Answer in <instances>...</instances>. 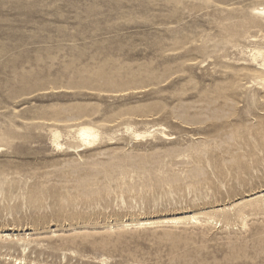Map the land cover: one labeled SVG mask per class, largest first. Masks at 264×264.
Here are the masks:
<instances>
[{
  "label": "rangeland",
  "instance_id": "obj_1",
  "mask_svg": "<svg viewBox=\"0 0 264 264\" xmlns=\"http://www.w3.org/2000/svg\"><path fill=\"white\" fill-rule=\"evenodd\" d=\"M260 8L0 0V264H264Z\"/></svg>",
  "mask_w": 264,
  "mask_h": 264
},
{
  "label": "bare ground",
  "instance_id": "obj_2",
  "mask_svg": "<svg viewBox=\"0 0 264 264\" xmlns=\"http://www.w3.org/2000/svg\"><path fill=\"white\" fill-rule=\"evenodd\" d=\"M259 12V14L264 17V8H260L259 10H257ZM261 51L260 52H257V55L260 56L261 54ZM263 53V52H262ZM264 54V53H263ZM254 56V55H253ZM254 57H257V56H254ZM258 58V57H257ZM260 58V57H259ZM264 59V58H263ZM264 62V61H263ZM262 66V65H261ZM56 132V131H54ZM77 138L85 145H91L93 143H95L96 141L99 140V132L92 126L88 125V124H83L81 125L77 130ZM137 136H140V134H138ZM55 137H56V145L58 147H61L62 145L59 143L58 139L61 137V134H59V132L57 131L56 134H55ZM168 137V136H167ZM61 139V138H60ZM54 142V141H53ZM194 221V220H193ZM197 222V220H196ZM147 223L146 222H139L137 224H134V225H139V226H143V225H146ZM129 225V224H128Z\"/></svg>",
  "mask_w": 264,
  "mask_h": 264
}]
</instances>
